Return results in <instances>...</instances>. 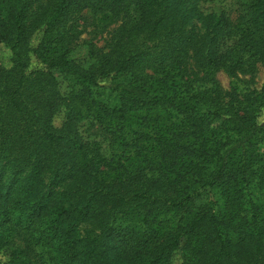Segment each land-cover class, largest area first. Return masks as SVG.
Instances as JSON below:
<instances>
[{
  "label": "trees",
  "instance_id": "1",
  "mask_svg": "<svg viewBox=\"0 0 264 264\" xmlns=\"http://www.w3.org/2000/svg\"><path fill=\"white\" fill-rule=\"evenodd\" d=\"M200 1L0 0V264H172L177 252L179 264H264V87L197 92L185 71L190 59L208 75L264 64V0L236 23ZM84 8L132 15L88 68L68 58L65 26ZM192 15L204 30L179 32ZM87 116L108 156L79 134ZM207 187L216 202L195 204Z\"/></svg>",
  "mask_w": 264,
  "mask_h": 264
},
{
  "label": "rangeland",
  "instance_id": "2",
  "mask_svg": "<svg viewBox=\"0 0 264 264\" xmlns=\"http://www.w3.org/2000/svg\"><path fill=\"white\" fill-rule=\"evenodd\" d=\"M252 0H201L199 3V11L202 12H224L231 23H236L240 15L246 12ZM131 16L118 15L110 16L107 14H97L91 8L73 10L66 16V28L68 29L69 39L67 41L68 58L74 63L88 68L96 62V57L99 53L107 52L111 49L118 32L122 26L130 23ZM179 32L188 34L190 32H202L204 30L202 21L199 15H192L187 19H181L179 24ZM41 32L34 34L31 40V45L34 46L41 38ZM35 60L32 59L31 66L35 65ZM0 65L4 67L10 66V52L4 46L0 45ZM186 75L189 78V86L197 92L204 91L211 87L214 82L217 90L228 94L229 92L244 93L252 89H260L264 87V64L255 62L249 68L242 71H236L233 74L219 69L211 75L204 73L193 60H187L185 66ZM54 76L57 80V88L61 96H67L73 89L72 82L63 73L54 71ZM126 78V77H122ZM215 88V87H213ZM101 97L105 100L111 99V94L108 92L102 93ZM66 107L60 106L52 117V125L59 128L66 119ZM79 134L88 141H95L100 147V151L104 156L109 155L108 137L103 131L99 123L90 116L83 117L77 122ZM257 151L264 153V140L259 141ZM3 162H0V174L9 177V171L3 169ZM2 169V170H1ZM218 198V190L213 187H207L200 190L194 196V203L197 205L215 203ZM215 201V202H214ZM82 229H90L88 225H82ZM16 246H23L21 237H18L14 242ZM6 258V254H0V260ZM180 257L177 252L174 255L172 264H179Z\"/></svg>",
  "mask_w": 264,
  "mask_h": 264
}]
</instances>
